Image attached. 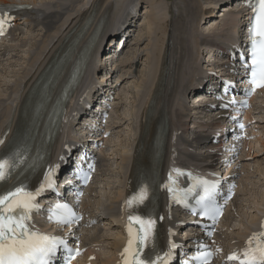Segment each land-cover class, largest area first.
I'll use <instances>...</instances> for the list:
<instances>
[{
	"label": "bare ground",
	"instance_id": "6f19581e",
	"mask_svg": "<svg viewBox=\"0 0 264 264\" xmlns=\"http://www.w3.org/2000/svg\"><path fill=\"white\" fill-rule=\"evenodd\" d=\"M14 1L28 3L31 8L17 13V17L8 31L6 41L0 44V63L2 64L5 61L6 64L11 65L13 63L17 66V69H14L11 73L6 70L7 76L12 81L2 82L6 85V88L1 92L6 93L5 95L8 93V95L6 97L0 95V141H2L0 142V152L8 145L11 133L18 121L17 115L21 104L29 89L36 82H40V75L43 70L56 59L58 54H61L59 52L60 48L66 46L73 37L81 33L85 26H89L88 32L73 45L71 53L66 56L68 63L58 77V82L64 80L69 71L75 66L88 35L94 32L99 21H103L105 25L103 29L104 36L115 33L116 29H122L137 16L139 19L133 20L135 22V34L138 31L140 32V28L143 27L141 33L142 36L144 34V37L140 34L141 37L133 42L125 40L123 49L115 56L110 65L105 64L103 60L112 57L111 53L104 54V58L100 62H96L92 58L91 69L87 72L82 86L75 92L72 102L74 104L73 108L66 116V125L54 146L53 153L59 154L69 146L73 138L72 131L76 129L74 116L80 115L79 108L86 107L89 104L91 93L100 89L99 81H95V75L92 74L98 66L97 64L101 63L103 67L110 71L116 69L114 76H111L113 81L110 82L109 79V82L104 85V87L110 85L114 88L108 89L109 92L114 91V96L120 97L119 89H122L121 84L123 81L129 78L134 79L135 102L133 101L134 110L131 111V116L134 113V124L133 129H131L133 131L130 130L132 135L130 134L131 137H129L127 143L123 144V142L118 141L121 145L117 157L120 160L118 172L121 174V180L119 186H116V190H118L115 198H111L108 205L103 206L101 203L97 205L94 199L98 195L95 184L99 182H92L86 189L82 202L79 203L86 221L72 228L74 234L71 235L73 243L77 244L81 240L82 245L86 248L84 258L79 259L78 264H118L127 235L126 220H128L130 214L136 215V213H139L142 216L144 211L143 203L136 204L134 202L131 207L128 205V201L134 197L135 193H138L136 192V170L138 165V159L136 158L150 154V143L155 138L156 132L158 131L160 139H165V133L160 128L164 127L168 130L165 152L155 161L149 155V159L153 164V173L157 178H160L161 175L162 178L165 177L164 183L169 180L170 174L171 177L179 174L176 170L181 168L191 169L199 174L201 173L200 170H210L212 167L215 149L208 141L211 139L212 130L215 131L218 124L209 121V114L204 108L200 111L187 112L184 102L188 101L195 104L203 99L201 94L188 97L189 91L193 87H197L199 81H203L201 72L198 70L201 58L204 57L201 53L202 48L208 46L210 50L216 52L223 50V48H233V45L239 41L247 42V39H245L246 29H244L243 24L249 20V15L252 14L251 9L242 12L241 9H236L241 5L240 3L235 2L233 4V2H229V4L221 6L222 10L217 11L220 14H217L215 19L207 21L209 23L208 28L202 27L200 31V23L210 15L209 10H212L217 2L228 0H0V4H12ZM142 3L146 4L143 8V20L140 17L141 15L138 14V7ZM218 18L221 19L218 21ZM203 24H206V20ZM240 33L244 34L242 35L244 39L239 40L242 36L235 39ZM89 39L87 42H89ZM113 40L114 38L109 41ZM113 48L115 49V46ZM23 52L24 55H22ZM207 60H203V64ZM214 61L218 62L220 60L216 59ZM140 64L144 65L141 76L136 71ZM114 83L115 85H113ZM122 90L127 92L124 88ZM260 96L263 99L261 103L258 102V107L255 108V110L260 111H252L254 114L250 117V120L253 121L251 131L254 140L242 141L244 143L242 147L237 149V158L233 159L232 169L226 180L235 179L237 181L235 197L227 207L225 216L219 228H217L214 238L206 239L199 234L192 241L193 244L203 240L204 243L213 247L219 255L222 252L228 253L229 250L245 245L253 233L264 231V228H262V225H264V192L254 195L253 200L250 197V200L253 201L251 204L253 203L255 213L249 215L251 217L249 222L243 220V218L248 220V216L242 214L244 206L240 201H243L242 197L246 194L241 195L239 187L245 184L244 180L247 175L243 177L244 179L240 178V173L243 171L240 168L238 169V166L245 169L248 161L254 157L261 158L264 153V147H262V150L257 151L253 158L251 156L253 153L251 151L252 146L254 144L258 145L259 140L263 139L262 127L260 126L261 123H264V118L254 119L253 117L256 113H264V90L253 97V101L256 103L255 101ZM116 99L113 97V102ZM112 105L111 114H115L118 111L117 104L113 103ZM143 105L144 108L141 110ZM122 118L118 114L117 121L113 120V123L111 121L108 126H105L112 132L113 136L118 131ZM143 125H147L149 128L143 131ZM7 131H9V135L6 134ZM111 136L104 144L111 140ZM262 143L264 146V140ZM96 161L99 167L103 165L104 161H107V158L104 155H97ZM256 161L258 163V169H256L258 175L264 177V163L262 162L264 160L257 159ZM98 171L97 177L100 173V176H103V170L100 168ZM247 207L246 205L245 210H247ZM113 214L122 216L120 222L112 216ZM108 215L115 222L113 221L111 224L103 223ZM236 218H239L241 228L232 230L229 225L231 221L237 220ZM182 220L185 221V219H181L174 202H171L165 194H162L157 221L158 243L161 250L164 251L170 248L169 241L174 240L170 229H175ZM117 221L119 223L118 227H114ZM105 224V232L108 229L111 232V238H108L112 239L108 243L110 250L104 252L105 254H95L93 253L94 248L99 246L101 249H105L103 243L106 241H103V239L106 238L102 235L104 233L101 232V226H105ZM89 229L94 234L84 238L86 233L91 232ZM106 234L108 235V233ZM77 235L78 237L74 238ZM217 249H220V251H217ZM90 256L95 257L92 262L88 261ZM224 257L222 256L218 263L212 264H224Z\"/></svg>",
	"mask_w": 264,
	"mask_h": 264
},
{
	"label": "snow or ice",
	"instance_id": "6c2138e0",
	"mask_svg": "<svg viewBox=\"0 0 264 264\" xmlns=\"http://www.w3.org/2000/svg\"><path fill=\"white\" fill-rule=\"evenodd\" d=\"M253 12L254 16L249 29L250 61L246 62L244 67L249 73V83L254 92L256 88L264 87V0H256ZM6 24L7 20L3 15H0V35H3L7 30ZM247 95H251V92H248ZM244 103L246 105V102ZM8 167L7 161H0V182H6L9 178ZM169 179L172 180L171 174ZM197 184L203 190V194L197 200V204L201 208V215L215 221L221 214L215 206V191L218 185L207 180H198ZM49 186H51L50 182ZM195 188L196 185L187 189L184 196L193 192ZM39 191L32 193L23 187L0 191V264H53L61 247L69 252L70 259H74L80 254L79 249L68 248L65 240L39 233L26 223L31 219L30 213L37 208L33 201L35 196L39 195ZM169 191L172 192L173 189L169 188ZM178 192L179 190L174 193V196L178 195ZM146 197L147 191L142 189L138 196L128 201L129 207L134 202L136 204L143 203ZM53 218L61 225H71L79 219L66 204L56 205L53 215L49 216L50 220ZM128 221V244L121 253L123 264H168L171 250L175 249L177 245L170 244V250L164 256L154 254L155 221L131 214ZM134 225H139L135 231ZM146 249L149 251H145ZM211 256L212 253L207 252L194 259H197L199 264H209ZM228 260H239V264H264V231L253 233L248 239L243 251V259H240L236 253H232L228 256Z\"/></svg>",
	"mask_w": 264,
	"mask_h": 264
},
{
	"label": "rangeland",
	"instance_id": "374dc122",
	"mask_svg": "<svg viewBox=\"0 0 264 264\" xmlns=\"http://www.w3.org/2000/svg\"><path fill=\"white\" fill-rule=\"evenodd\" d=\"M145 5L146 4H143L142 3V5L138 7V9H139L138 10V14L141 15L140 17H141L142 20H143V16H144L143 15V11H144L143 8L145 7ZM219 5L221 7L224 4H219ZM217 7H216V11H221L222 10V9H219V7L218 8ZM134 19L135 20H138L139 18L137 16ZM142 20L140 21L141 23L143 22ZM200 24H201L200 25V28H199L200 31H201L202 27L208 28V24H203V23H200ZM134 28H135V24H134V26L128 25V27L126 29V31L129 34V38H130L129 41H132V42L135 41V39L137 40L138 38H140L142 36V33L141 32H142V28L143 27L140 28L141 29L140 32L138 31L139 33L137 32L139 34L138 36H137V33L135 34V32H134V30H133ZM132 34H135V35L134 36H131ZM140 34H141V36H140ZM142 37H144V34H143ZM22 55H24V52L22 53ZM203 58L205 59V56ZM143 66L144 65H141L140 64V66L137 67V70L136 71H137V73H138L139 76H141L143 74L142 73V71L144 70V67ZM14 69H17V66H15V64H13V63L11 65H9V63L6 64L5 61H3L2 64L0 63V73H1L0 74V78H1L0 79V81H1V85H0V88H1L0 89V95H1V97H6L8 95V93H7V95H5L6 93L1 92V90H5V88H6V85H4L2 82H6L7 83V82L12 81V79H10V77L7 76L8 73H7L6 70H8V72L11 73V71H14ZM133 82H134V79L133 78H129V79H126L125 81H123L122 84H121V88L122 89L124 88V90L127 91V92H124L122 89H119L120 90V97L116 95V98L117 99H116V101H114L117 104L118 111L115 114H111V117H112V120L111 121H112V123L114 121H117L116 118H117V115L119 114V117H123L122 120H121V124L122 125L120 124L121 127L120 126L118 127V129H117L118 131L115 130L116 131V134L111 137V140H109V142L107 144L103 145L104 146L103 147V151L100 153V156H103V155L106 156L107 161H104V163H102L103 165L102 166L100 165V167H99V169L101 168L103 170V176H100L101 175V173H100L99 177H97V179H96V182L97 181L99 182V183H96L95 184L97 186L96 189L98 191V195L94 199H95V202H96L97 205H99L98 203L103 204V206L105 204L108 205V203L110 202V199L111 198L112 199L115 198L116 192L118 190V189L116 190V188L119 186V181L121 180V174H119V172H118V167H119L118 164L120 163V160L117 158L118 157V151L120 150L121 145H119L120 142H118V141H121V142H123V144H125L130 139L129 138V137H131L130 134L132 135L131 131H133V130H131V129H133V124H134V113L131 116V111L134 110L133 101L135 100L134 89H133ZM121 91H123V93H121ZM262 99L263 98L260 96V98H258L255 101L257 103V106L259 104L258 102L260 101V103H261V100ZM122 101H123V103H122ZM256 103H255V105H256ZM144 105L141 107V110L144 108ZM263 110H261V111H263ZM257 111H260V110H257ZM255 116H256V119L264 118V113L256 114ZM111 121H110V123H111ZM260 127H262L261 128V132H262L263 139L262 140H259L258 145L257 144H254L252 146V150H251L253 152L251 154L252 158L254 157V155L257 154V151L258 152H259V150L261 151L262 150V147H264L263 146V143H262V141L264 140V123L263 124L261 123V126ZM257 159L264 160V153L262 154V157L261 158L254 157L252 160L248 161V165H247V167L245 169L244 168H241V171L246 172V173H243V172L240 173L241 174V177L240 178L244 179L243 177L247 175V177L244 180L245 184H243L242 187H239L240 194L241 195L242 194H246V196L242 197V200L243 201H240V203H243V206H244L243 207L242 214H244V215L247 214V216H248V220H245L243 218L244 222H249L250 219H251L250 216L251 215H254V213H255V208L253 206V203L251 204V202H253V201L250 200V197L253 200L254 195H258V193H263L264 192V185H263L264 184V177L263 176L262 177L259 176L258 175L259 173L256 170V169H258V163L256 161ZM262 162L264 163V161H262ZM246 190L248 191V193H247ZM246 205L248 206L247 207V210H245ZM100 213H102V212H100ZM236 219L238 221L237 220H234V221H231L230 222L231 224L229 225V228L232 229V230L233 229H236V228H241L240 227L239 218H236ZM113 221L114 220L112 218H110L109 216H107L105 218V221L103 223H107V224L109 223V224H111ZM91 229H93V228H91ZM105 230H106V224H105V226L104 225L101 226V232L104 233L102 235H104L105 238L107 239L106 240V239H103L102 238L103 241L104 240L106 241V242L103 243V246H104L105 249H101V247L98 246V247L94 248V251L93 252L95 254H98V253L105 254L106 251L110 250V247H109V244L108 243H110V240H112V239H108V238L109 237L111 238V236H110L111 235V232H110L109 229L106 232H105ZM89 231H91V230H89ZM106 233H108V235ZM93 234H94L93 231H91V232H89V234H86L84 238H87L88 236H91Z\"/></svg>",
	"mask_w": 264,
	"mask_h": 264
}]
</instances>
